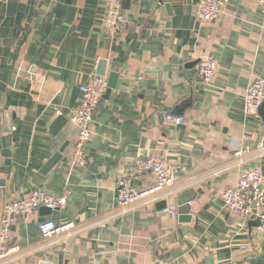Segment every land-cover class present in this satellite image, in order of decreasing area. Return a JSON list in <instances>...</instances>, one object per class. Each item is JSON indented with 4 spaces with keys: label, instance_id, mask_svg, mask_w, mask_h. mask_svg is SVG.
<instances>
[{
    "label": "crops",
    "instance_id": "0c3cea01",
    "mask_svg": "<svg viewBox=\"0 0 264 264\" xmlns=\"http://www.w3.org/2000/svg\"><path fill=\"white\" fill-rule=\"evenodd\" d=\"M198 1L119 0L126 24L113 39L102 32L107 0L0 3V207L36 190H69L62 209L14 218L20 250L3 264H264L257 218L233 216L222 202L241 170L264 179V122L243 112L246 88L264 79V18L257 0H229L219 18L199 22ZM204 58L217 65L210 84L187 67ZM101 60L115 87L95 110L88 164L75 167L77 129L68 117ZM59 116L67 124L52 136ZM151 156L163 157L170 173L186 172L162 200L193 196L189 222L154 206L120 214V177L136 157ZM154 185L151 173L132 180L137 191ZM46 221H72L79 234L49 244L39 232Z\"/></svg>",
    "mask_w": 264,
    "mask_h": 264
},
{
    "label": "built area",
    "instance_id": "2783aa9c",
    "mask_svg": "<svg viewBox=\"0 0 264 264\" xmlns=\"http://www.w3.org/2000/svg\"><path fill=\"white\" fill-rule=\"evenodd\" d=\"M5 0H0L2 3ZM229 0H199L193 11V16L199 22H210L223 14ZM259 13L264 18V0H257ZM125 21L119 0H107L106 10L102 20V32L106 39H113L119 33L120 24ZM197 74L205 84H210L216 74L217 65L213 59H201L196 65ZM107 90V78L94 75L79 87L80 100L70 113L68 120L77 129V139L71 156V165L84 168L88 164L87 145L91 139L90 125L95 110ZM264 102V79L254 78L246 88L243 96V112L245 115H256ZM176 124L184 122L183 117H166ZM239 152H236L238 155ZM223 171V170H222ZM220 171V172H222ZM151 173L155 185L145 191H137L132 186L135 177ZM172 177L166 160L161 156L148 158L136 157L120 177L117 185L116 203L120 214L137 207H153L155 203L167 197L162 192L170 186ZM69 196L65 188L60 196H53L47 191L36 190L28 196L13 202H7L0 207V264L7 259H14L19 247L13 239L12 227L14 218L18 215H28L42 207L52 211L62 209ZM264 179L255 169L241 170L235 183L228 187L222 195L223 206L231 215L241 218L255 216L260 220L264 231ZM173 217L177 214L169 212ZM42 240L53 244L59 241V236L65 238L79 234L74 230L72 221L55 223L46 221L39 225Z\"/></svg>",
    "mask_w": 264,
    "mask_h": 264
},
{
    "label": "water",
    "instance_id": "95a60500",
    "mask_svg": "<svg viewBox=\"0 0 264 264\" xmlns=\"http://www.w3.org/2000/svg\"><path fill=\"white\" fill-rule=\"evenodd\" d=\"M126 23L123 22L120 24V28L123 27ZM199 61H195L193 63H190L187 65V67H193L196 66L198 64ZM105 66H106V61L105 60H101L98 62L97 64V75L98 76H104L105 75ZM109 82L107 85V90L104 96L108 95L109 91L111 89H114L115 85V79H116V74H110L109 75ZM258 114L261 118V120L264 122V102L262 103V105L259 107L258 109ZM67 119L63 116H59L54 123L51 125L50 130H49V134L52 136H56L59 131L67 124ZM7 144L6 141L3 137L0 138V151L4 148H6ZM64 148L60 149L42 168L41 173L45 174L47 172H49L55 165H57L61 159H62V153H63ZM178 170V169H177ZM180 170V171H179ZM177 172H179V174L181 176L176 177L174 175V172H176L175 170L173 171L172 174V178L173 180H177L180 178H183L186 176V172L182 169H179ZM176 172V173H177ZM194 199V197L192 196H176V197H171L168 200H162V201H158L157 203L154 204V210L156 212H158L159 214L165 215L167 211L176 213L178 215V221L180 222H189L191 220V215L189 214V204L190 202H192V200ZM40 213L42 214V216H47L50 215L52 213V210L42 207L39 209ZM252 225L254 227L260 226V220L257 218L255 222L252 223Z\"/></svg>",
    "mask_w": 264,
    "mask_h": 264
}]
</instances>
